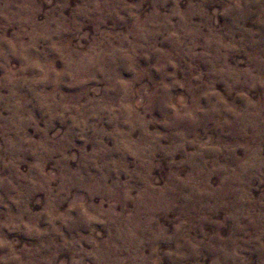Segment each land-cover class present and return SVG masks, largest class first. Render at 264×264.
I'll return each instance as SVG.
<instances>
[{"label":"clouds","instance_id":"9594fccd","mask_svg":"<svg viewBox=\"0 0 264 264\" xmlns=\"http://www.w3.org/2000/svg\"><path fill=\"white\" fill-rule=\"evenodd\" d=\"M0 264H264V0H0Z\"/></svg>","mask_w":264,"mask_h":264}]
</instances>
